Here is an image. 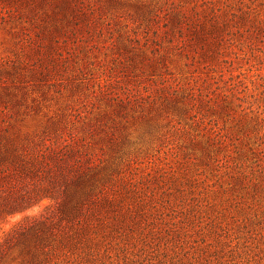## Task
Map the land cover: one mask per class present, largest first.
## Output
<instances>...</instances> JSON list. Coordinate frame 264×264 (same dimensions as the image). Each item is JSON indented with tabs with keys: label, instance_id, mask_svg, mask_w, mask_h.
Segmentation results:
<instances>
[{
	"label": "rangeland",
	"instance_id": "obj_1",
	"mask_svg": "<svg viewBox=\"0 0 264 264\" xmlns=\"http://www.w3.org/2000/svg\"><path fill=\"white\" fill-rule=\"evenodd\" d=\"M0 264H264V0H0Z\"/></svg>",
	"mask_w": 264,
	"mask_h": 264
},
{
	"label": "trees",
	"instance_id": "obj_2",
	"mask_svg": "<svg viewBox=\"0 0 264 264\" xmlns=\"http://www.w3.org/2000/svg\"><path fill=\"white\" fill-rule=\"evenodd\" d=\"M180 14V18L182 19L181 21H177V22H175V27H178L181 31H182V27L183 26H181L182 24H186V26H189V28H192V26H194L195 27V23H197L198 21H199V18L198 17H196L197 16V12H194V14H193V16H187L186 14H185V12H181V13H179ZM156 16V15H155ZM157 17V16H156ZM154 21V20H153ZM156 22V21H155ZM213 24H215V23H213ZM197 25H199V22H198V24ZM166 33H168V31L166 32ZM134 42H137V40H134ZM182 43H183V41H181ZM191 98V97H190ZM69 154H71V151H69ZM88 169H91V168H87L86 169V171H88ZM84 173V172H83ZM82 173V174H83ZM84 175H86V174H84Z\"/></svg>",
	"mask_w": 264,
	"mask_h": 264
}]
</instances>
